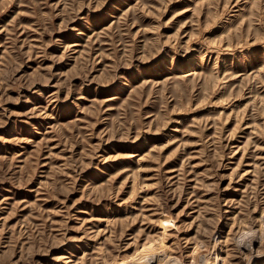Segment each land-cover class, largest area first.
I'll list each match as a JSON object with an SVG mask.
<instances>
[{
	"label": "rangeland",
	"instance_id": "obj_1",
	"mask_svg": "<svg viewBox=\"0 0 264 264\" xmlns=\"http://www.w3.org/2000/svg\"><path fill=\"white\" fill-rule=\"evenodd\" d=\"M0 264H264V0H0Z\"/></svg>",
	"mask_w": 264,
	"mask_h": 264
}]
</instances>
